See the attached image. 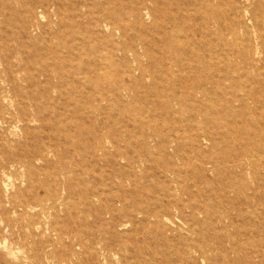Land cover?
I'll use <instances>...</instances> for the list:
<instances>
[{
    "label": "bare ground",
    "instance_id": "bare-ground-1",
    "mask_svg": "<svg viewBox=\"0 0 264 264\" xmlns=\"http://www.w3.org/2000/svg\"><path fill=\"white\" fill-rule=\"evenodd\" d=\"M199 1V22L184 26L180 37L175 25L169 24L174 17L163 8L166 0H0V78L6 83V94L14 107L13 120L21 123L27 147H12L5 153L2 168L21 171L33 188L36 183L47 184L38 180L40 173L56 183L52 206L64 209L67 218L49 225L44 247L69 242L84 249L91 262L73 264H113L116 253L120 264H182V221L190 228L209 221L215 228L224 219H234L229 208L237 217L264 220V175L259 173L263 161L248 162L255 169L257 188L232 181L223 185L219 194L226 198L229 208L223 214L209 213L201 204L182 202V116L180 128L169 134H161L145 118H133L120 128H112L119 119L113 110L122 108V120L130 117L124 98L166 96L167 103L160 104L165 112L173 113L171 97L177 98L182 92L202 97L187 120V127L201 129L189 141L195 150L209 141L195 116L205 106L202 101L213 94L226 97L222 110L232 115L241 112L244 123L258 122L253 109L264 110V63L258 67L257 52L250 54L239 48V33L248 34L250 24L259 26L264 51V5L262 10L234 2L226 13L221 7L225 0ZM20 12L25 18L16 32L9 28L5 13L13 16ZM130 30L136 32L126 39ZM139 47L144 48L146 63L141 60ZM231 51L254 70H261L263 76L239 65H224ZM182 80L195 82L182 86ZM176 100L182 105V98ZM58 103L60 111L56 109ZM97 114L103 116L100 123ZM34 122L49 131L47 141L36 147L29 145L30 137L39 133L31 127ZM212 141L217 142L214 137ZM51 155L57 164L49 160ZM240 156L228 154L218 164L201 154L198 159L213 163L218 174L227 171V177L242 180L245 162ZM183 157L189 155L183 153ZM40 161L48 163L45 169L36 165ZM183 193L188 194L187 190ZM10 202L24 212L37 205L22 193ZM90 216L98 227L89 223ZM6 225L19 232L21 247L29 255L28 264H42V257L46 264H70L66 253L56 258L50 251L39 252L35 222H23L19 214ZM143 225L154 229L150 254L139 251L141 246L132 256L117 252L118 247L123 250L125 242L120 229L131 226L138 230ZM227 238L234 241L233 235ZM198 250L204 252L203 247ZM258 254L263 261L264 252Z\"/></svg>",
    "mask_w": 264,
    "mask_h": 264
},
{
    "label": "rangeland",
    "instance_id": "rangeland-1",
    "mask_svg": "<svg viewBox=\"0 0 264 264\" xmlns=\"http://www.w3.org/2000/svg\"><path fill=\"white\" fill-rule=\"evenodd\" d=\"M234 2L242 6H249L252 4V6L259 7L262 10L263 8L261 5H264V0H225L221 7L226 13H229L227 8ZM201 4L202 1L199 0H166V3H164L163 8L167 11V15L174 17V19L169 20L171 21L169 24L175 25V33L180 35V37L184 35V26L187 24L196 25L197 22H199L197 8L201 6ZM5 18H7L10 23L9 28L17 32L22 28L25 17L24 14L20 12L13 16H11L10 13H5ZM44 21L47 20L45 19ZM148 22L151 21L148 20ZM53 28L57 29L58 26L55 25ZM135 32V30L128 31L126 33V39L133 37ZM261 32L259 26L253 27V24H250L248 34L242 31L239 33V48L248 51L250 54L256 51L257 53L254 57L258 67H262L264 63V51L260 44L261 39L259 38ZM152 34L154 33L152 32ZM147 39V37H143L142 41L147 42ZM54 42H58L57 39H54ZM138 42H140L139 39ZM136 43L137 42H135V44ZM14 44L17 45L16 43ZM249 45L252 47H250L251 50L248 49ZM143 52L144 48L139 47L141 60L146 63L147 57ZM223 64L227 66L239 65L240 67L254 70V67L237 56L235 51H231L230 60L226 59ZM2 68L3 67L0 66V70ZM253 74L257 76L262 75L261 70H254ZM145 81L147 83L151 82L150 79H146ZM193 82L195 81L186 82L182 80V86ZM227 84H229V82H227ZM6 87V83L0 78V264H28L30 261L26 250L21 247L19 232L17 230L14 232L11 231L6 225L9 219H16L19 217V214L23 222L33 221L39 227L37 230L39 235L34 239L41 242L38 247L40 253L50 251L56 258L59 257L61 253H66L69 257L70 264L79 260L90 263L91 260H88L86 257L84 249L79 246H72L69 242L64 245L56 244L55 247H44L50 234L48 230L49 225L52 222L58 223L67 218V213L64 209L58 207L53 208L52 206L53 197H55L57 192L56 183H53L54 181L52 182V179L48 176L40 173V175H38V180L44 181L47 184L42 186L36 183V186L33 188L21 171L19 172L14 168L5 171L2 168L6 163L5 153L9 152L12 147L15 150L27 148L24 142L21 123H15L13 120L14 107L11 104L10 96L6 94ZM259 94L260 92L257 95ZM55 97L58 96L55 95ZM177 98H182V105L179 104V100H176ZM177 98L171 97V106L174 112L168 113L165 112L164 105L162 106L160 104L162 102L167 103L166 96L158 97L151 95L148 97H138L136 99L130 96L126 97L124 101H126L127 104L129 103L126 109L131 112L130 117L122 120L119 116L122 108L113 110L112 113L118 116L119 119L113 124L111 123L112 128H120L123 123H127L133 118H145L147 123L157 126L161 134H169L170 131H176L180 128L181 123L179 122V117L182 116V202L201 204L205 211L209 213L220 212L223 214L225 213V209L229 208V206L227 205L226 198L219 194L220 187L228 185L231 181L248 184L254 188L258 187L254 176L255 169L250 164L260 161L264 162V110L253 109L255 119L258 121L257 123L252 121L244 123L243 120L240 121V117L243 116L241 112L232 115L231 112L221 109L222 105L226 102V97L224 98L223 96L213 94L212 98L203 100L202 102L206 107L204 106L202 112L195 116V120L200 123L205 130V134L209 137V141H205L198 151L189 144V141L194 140L197 134L201 132V129L197 130L189 126L187 127V120L191 115H194L193 111L199 107V100H202V97L200 95L190 96L188 93L182 92ZM212 102L214 103L213 106H211L213 104ZM158 103L159 105H157ZM250 105L255 107L252 103ZM61 107L59 103L56 105V109H59V111L62 109ZM146 111H148V113ZM2 117H4V120ZM102 117L103 116L97 114L99 123L102 121ZM238 120L239 122H237ZM31 127L33 129L37 128L39 133L36 138L30 137L29 145H34L36 147L42 143V140L47 141L49 132L47 128L40 122L31 123ZM10 131H13L14 134L9 133ZM213 137L217 142L214 143V141H212ZM8 140L11 141L13 145L9 144ZM244 152L245 154H243ZM183 153H187L189 158L183 157ZM231 153H241L242 156L240 157H242V160L245 162V169L243 172L244 178L242 180L237 179V176L232 178L227 177V171L222 172L224 175L218 174L213 163L205 164L198 159L199 154H201L213 158L216 164H218L217 161H220ZM49 160L57 164V158L55 156L51 155ZM249 161H251V163H248ZM160 162L164 163V160ZM176 162L180 164L178 159ZM36 165L45 169L48 163L40 161L37 162ZM263 168L259 170L261 175H264ZM139 170L140 169H138V171ZM221 176L223 179H220ZM89 179L93 181V177H89ZM111 180L116 183V179ZM114 186L116 187V184H114ZM184 190H187L188 194L183 193ZM262 190H264V186ZM21 193L24 194L30 202H37L34 209L24 212L20 208L13 207V204L10 202L11 198ZM231 194L232 193H230L229 196H231ZM227 210L232 212L234 219H224L222 222L216 223L215 228H213L209 221L201 227H195V225H193L191 228L182 221V264L261 263L262 258L258 252H264V220H254L247 216H245L246 218L237 217L235 210L230 208ZM185 211L187 213L190 212L189 209ZM203 217L204 215H200V219H204ZM88 221L93 226H99L92 216L88 218ZM174 221L179 224L175 218ZM81 228L86 230L88 227L82 226ZM187 228H189L190 231H187ZM120 232L124 233L125 242L124 244L122 243L124 245L123 250H120L118 247L117 252L124 251L126 255L132 256V254H135L136 249L141 246V250L139 249V251L144 252V254H150L152 247H150L149 240L154 237L153 228L144 227L143 225L139 227L138 230H132V227L128 226L120 229ZM228 234L234 236V241L227 238ZM183 238L187 240V242L183 240ZM199 247H203V253L198 250ZM54 250H56V253H53ZM115 255L113 264H120L118 261L119 254L116 253ZM42 259H44L42 264H46L45 257H42ZM155 261L158 262L160 259L156 258ZM262 264H264V260Z\"/></svg>",
    "mask_w": 264,
    "mask_h": 264
}]
</instances>
